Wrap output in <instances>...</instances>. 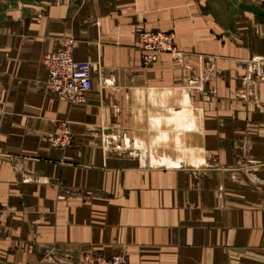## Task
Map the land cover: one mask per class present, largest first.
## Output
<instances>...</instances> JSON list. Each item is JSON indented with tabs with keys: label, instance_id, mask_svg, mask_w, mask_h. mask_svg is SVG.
<instances>
[{
	"label": "crops",
	"instance_id": "1",
	"mask_svg": "<svg viewBox=\"0 0 264 264\" xmlns=\"http://www.w3.org/2000/svg\"><path fill=\"white\" fill-rule=\"evenodd\" d=\"M146 29L182 56L145 63ZM67 41L81 104L49 87ZM87 255L264 264V0H0V264Z\"/></svg>",
	"mask_w": 264,
	"mask_h": 264
},
{
	"label": "built area",
	"instance_id": "2",
	"mask_svg": "<svg viewBox=\"0 0 264 264\" xmlns=\"http://www.w3.org/2000/svg\"><path fill=\"white\" fill-rule=\"evenodd\" d=\"M73 1L69 0V2ZM139 42L145 52L144 62L147 64L157 60L161 53L173 54L176 57H181L183 54L176 45L174 33L146 29L141 32ZM76 45L74 41H67L61 50L44 56V63L49 71L50 89L74 104L84 103L93 87L92 65L75 58ZM73 139L74 136L68 129L49 138L55 148H67ZM126 262L125 255H116L111 258L87 255L76 264H126Z\"/></svg>",
	"mask_w": 264,
	"mask_h": 264
},
{
	"label": "bare ground",
	"instance_id": "3",
	"mask_svg": "<svg viewBox=\"0 0 264 264\" xmlns=\"http://www.w3.org/2000/svg\"><path fill=\"white\" fill-rule=\"evenodd\" d=\"M75 104H81V103H75Z\"/></svg>",
	"mask_w": 264,
	"mask_h": 264
}]
</instances>
